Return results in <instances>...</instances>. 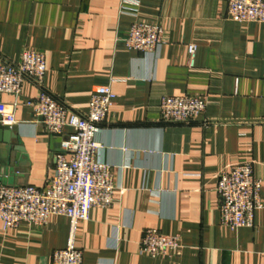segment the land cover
Segmentation results:
<instances>
[{
  "label": "crops",
  "instance_id": "1",
  "mask_svg": "<svg viewBox=\"0 0 264 264\" xmlns=\"http://www.w3.org/2000/svg\"><path fill=\"white\" fill-rule=\"evenodd\" d=\"M135 22L160 26L167 43L148 55L130 50ZM25 50L46 55V91L78 115L98 88L117 95L97 135L115 201L78 225L84 264H264V24L231 20L228 0H0V61L18 64ZM38 94L27 83L18 102L0 95V120L14 112L18 121L4 128L17 139L0 144V183L44 189L54 176L66 136L49 134L24 105ZM166 96L208 107L194 123L164 124ZM242 164L262 181L263 208L252 228L232 230L221 225L216 186ZM70 229L61 216L44 227L0 221V264H52ZM148 229L179 235L182 247L167 259L142 255Z\"/></svg>",
  "mask_w": 264,
  "mask_h": 264
},
{
  "label": "built area",
  "instance_id": "2",
  "mask_svg": "<svg viewBox=\"0 0 264 264\" xmlns=\"http://www.w3.org/2000/svg\"><path fill=\"white\" fill-rule=\"evenodd\" d=\"M228 14L238 23L264 24V0H228ZM166 43L160 26L143 22L133 23L125 39L130 50L146 55L160 50ZM196 55L197 47L190 45L191 66L195 65ZM46 74V55L39 51L25 50L18 64L0 61V95H11L18 102L24 85H34L39 94L24 105L33 110L49 134L66 136L62 151L54 157V176L44 189L0 183V221L5 229H12L24 222L44 227L54 216L68 218L71 226L68 245L54 253L52 264H84V254L75 245L78 225L89 220L93 208L108 209L115 201L113 167L100 159L102 146L97 135L115 106L117 95L110 86L98 88L91 97L89 112L81 116L46 91ZM207 107L206 98L166 96L160 105L161 122L191 124ZM17 124L14 112L1 113L0 128H13ZM66 130L70 131L67 135ZM262 186L251 164L238 165L220 175L216 192L220 197L221 225L232 230L252 228L256 212L263 208ZM181 247L179 235L148 229L139 251L158 260L172 257Z\"/></svg>",
  "mask_w": 264,
  "mask_h": 264
},
{
  "label": "water",
  "instance_id": "3",
  "mask_svg": "<svg viewBox=\"0 0 264 264\" xmlns=\"http://www.w3.org/2000/svg\"><path fill=\"white\" fill-rule=\"evenodd\" d=\"M17 139V136L14 135L11 131L0 128V144H5L10 146L11 140Z\"/></svg>",
  "mask_w": 264,
  "mask_h": 264
}]
</instances>
